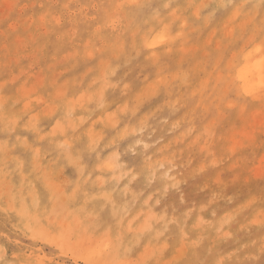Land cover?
I'll return each mask as SVG.
<instances>
[{
    "label": "rangeland",
    "instance_id": "rangeland-1",
    "mask_svg": "<svg viewBox=\"0 0 264 264\" xmlns=\"http://www.w3.org/2000/svg\"><path fill=\"white\" fill-rule=\"evenodd\" d=\"M141 1L143 0H138V2L137 0H0V109L4 110V113L0 112V179L9 182L5 184L11 185L12 192H15L14 197L16 200L24 196L27 204L32 209L31 215L38 216V226L35 228L38 231L35 232L33 227L30 228L27 225L25 218L20 216L16 211L6 209L7 195L0 198V264H4V262H8L5 264H31L30 261L37 259L40 255L52 258L54 264H92L83 255H76L73 251L61 247L59 242L56 243L55 240L47 239L45 235L42 236L40 234L39 231L43 228L55 234L54 237L61 236V231L63 232L62 228L58 227V222L54 223L48 217L52 203L51 200L49 201V192L43 183L44 177L43 175V178L40 177L41 173H46L47 177L45 179H49L51 183L59 185L61 190L65 189L68 195L72 193L74 188L78 187L76 197L74 198L76 202L73 205L74 199L70 200V208L73 209L74 216L80 217V225L74 229L78 230L76 233L72 231L73 233L70 235V237L72 236L71 239H79L84 235H91L95 238L96 235L102 234L107 227L112 230L113 234H117L119 230H122V245L124 249L121 255H125L129 259L127 260L129 262L126 264H264V80L261 82L254 80L251 83L255 86L254 90L246 91L244 89L245 92L240 80L236 76L237 67H241L247 61H251L249 64H252L261 60L264 56V37H262L264 35V22H262L264 21V8L261 11V8L264 7V0H219V3L218 0L217 2L216 0H210V2L209 0ZM203 2L210 7L205 4L204 8H202ZM256 10H258L257 13ZM226 13L229 14L225 16ZM144 14L149 15V17ZM48 16H52V18H47ZM50 23H53L52 25L54 26L50 25ZM152 23L156 25L153 27ZM165 24L168 26L167 32L165 31L166 29L164 30L166 28ZM69 26L70 28H68ZM94 30L96 31L95 33H93ZM84 32L88 33V35L86 36ZM153 32L156 37H151ZM157 32L160 33L158 34ZM165 32L171 33L166 34ZM229 32L231 33L230 36ZM160 34H165L167 38L163 42L154 45L153 42L159 38ZM36 35L38 38H36ZM122 35L124 36L122 37ZM107 37L110 39L108 40ZM121 37L124 40L120 39ZM146 38L147 40H145ZM173 38L176 39L172 41ZM217 38L218 40H215ZM79 42L81 43L79 44ZM112 42L113 44H111ZM201 42L203 43L200 44ZM204 46L207 49L201 48ZM117 47L120 48L116 52ZM155 49H158L157 51L160 54ZM72 51L76 53L72 54ZM112 51H114L113 54ZM262 51L263 54H261ZM257 56L258 59H256ZM193 57L195 60H192ZM144 58L146 59L144 60ZM172 61H174L173 64ZM225 61L227 64L225 63L224 65ZM100 63L101 66L108 65L109 68L107 66V69L106 67H102L101 69ZM228 63L232 65L229 66ZM233 65L236 66L233 67ZM49 71L50 73H48ZM46 72L47 74H45ZM137 72L139 73L137 74ZM40 73L44 74L41 75ZM229 73L232 74L230 77L232 83L229 82L230 84L227 81L229 78L226 77ZM36 74L41 75V77L38 76L37 78ZM159 74H163L164 79L161 75L158 76ZM45 76L46 83H44ZM193 76L196 77L193 78ZM216 76H218L217 81ZM219 76L221 77L219 78ZM98 77L99 79H97ZM64 79L65 86L62 85V80ZM102 80L104 83L106 80L105 87L102 86L104 84ZM14 81L17 82L15 83ZM254 82L259 87L253 84ZM98 83H100L102 88H100ZM58 84L64 87H60L62 91L60 88H57ZM68 85L70 86L68 87ZM146 85L153 86L152 91L150 87L146 89V93L150 95L143 93ZM225 85H228V87L226 86V88ZM235 85H239L237 91L234 88ZM38 88L40 89L38 90ZM91 88L92 90H90ZM97 88L101 93L97 92ZM24 89L30 90H28L29 92L26 90L28 92L26 93ZM94 89L97 90L93 93ZM139 89H144V91ZM55 90L57 91V95ZM19 91L23 92L19 93ZM60 91L62 93L59 95ZM50 92H53L55 95L53 96ZM88 92H92L91 94L93 95L89 96ZM43 93H45V96H43ZM240 93H244V95L242 94V96ZM127 94L129 95L127 96ZM136 94L140 98H137ZM84 95L89 101L85 99ZM131 95L137 97L132 98ZM250 95L252 97H249ZM61 97L66 100V103ZM215 97H219V99ZM68 98L74 102V107L70 109L72 112L67 107ZM50 99L52 102L53 100L55 102L52 103ZM252 100L256 102H252ZM31 103H34L33 106H36L33 107ZM48 104H50V107ZM87 105L89 108H87ZM241 105L242 109H239ZM87 109H90L91 112ZM44 110L47 112H44ZM83 110L84 112L82 113L81 111ZM36 113L40 116L36 115ZM70 113L72 114L69 115ZM62 115L64 116L62 117ZM72 115L75 118H72L73 124L71 126H69V123H65L66 120L61 119V117H73ZM113 115L115 118H112ZM231 115L233 118L229 117ZM109 120L110 123H108ZM31 121H38V123L36 122L37 124L31 127ZM83 121L84 123H82ZM64 124L68 125V127H64ZM98 124L105 128H102ZM14 126H17L16 129ZM58 126H61L60 129H57ZM53 128L57 130H52ZM162 129L165 130L163 131ZM92 130H94L93 135L90 133ZM68 132L73 135H70ZM232 132H235V134H232ZM222 133L223 135H221ZM53 135H57L55 139ZM91 135L92 137L95 135L98 141L96 143L98 145L92 150H90V143L95 138H92ZM215 136L216 138H214ZM219 136L222 137L219 138ZM23 137H26L25 141ZM112 139L116 142L113 143ZM223 140L226 142H222ZM82 141H85V143ZM65 148H69L66 150L68 154L70 152L69 155L73 154L70 150L76 152L72 156L74 159H80L86 176L79 177L77 168L73 162H70ZM35 149H39L41 153L39 163L42 165L38 169H35L34 166L32 168ZM87 149L89 152H86ZM63 150L64 152H62ZM111 152L119 154L122 172H117L115 175L112 173L101 174L99 167L103 163L102 161L106 159V155L108 157ZM205 152L207 153L206 156ZM202 155L205 156V159H203ZM98 159L101 160L99 161ZM193 159L197 160L196 163ZM124 167L127 170L123 171ZM152 167L155 168V175L150 179L149 177L153 171ZM131 170H133L134 174H132ZM29 171L30 173H28ZM192 171H195V173ZM210 172L214 175H211ZM191 173L192 175H189ZM101 175L106 179L107 189L110 192L111 190L113 191L115 200L129 203V212L124 215V219L122 220L125 221H123L121 227L118 219L111 215L108 206H101L102 208H100L102 202L100 198L95 196L99 193V189L95 186L97 185L98 177ZM118 175H120L119 178H117ZM220 175H223L224 178ZM214 176L216 179H214ZM217 176L221 179H217ZM132 178L133 181H131ZM232 178L233 180L230 182L228 179ZM258 178L261 180H258ZM215 182H217L216 185ZM200 184L202 185L201 187ZM208 184L209 186H207ZM174 187H178L179 191ZM216 187L217 190L215 189ZM191 188L193 189L191 190ZM212 189L215 191H212ZM183 191L184 193H181ZM187 191L188 193H186ZM192 191L195 192L192 194ZM258 191L262 192L259 194ZM90 193L93 194L90 195ZM162 193L165 197L163 200ZM206 193H209V195ZM32 194L38 196L39 206L33 205V202L31 203L33 201L31 198ZM237 194H240V197ZM129 195H134L135 198H131ZM85 196L88 197L89 201L84 206L83 197ZM185 196L187 197L185 198ZM224 196L226 197L224 198ZM188 197L194 200H189ZM230 198L231 200L229 201ZM165 201L168 203L167 205H165ZM206 203L207 205L209 204L207 207H205ZM84 207L87 211L83 210ZM147 207L153 208V212L157 216L155 220L157 224L155 223L154 228L139 234L135 233L134 229L127 231L128 221L132 219V222L135 221L134 224H138L143 217L139 218L138 216L143 214ZM35 208L37 210L33 211ZM81 208L83 209L81 210ZM214 210L215 213L213 212ZM137 211L140 214H135ZM180 215L181 217H179ZM2 216L3 218H1ZM178 217L183 218L178 219ZM90 218L93 221H90ZM131 221L130 223H132ZM201 223V226L204 225L203 227L200 226ZM197 226L200 231L197 229ZM39 228L42 229L40 230ZM188 233L190 236L187 235ZM171 235L178 240L176 238L173 239ZM15 238L17 240L14 241ZM216 241L220 244L219 246H217ZM125 242L127 245H132H128L127 247L126 244L124 245ZM212 246H215L214 248L218 247L217 250ZM227 247L228 249H226ZM144 248H147L146 251H144ZM148 248L151 249L150 251H153L149 252ZM205 249L207 250L205 251ZM181 250L184 252H181ZM180 252L182 255H180ZM163 254L164 257L162 256ZM175 254L178 255L175 256ZM139 258L141 259L139 260ZM168 258L169 260L167 261Z\"/></svg>",
    "mask_w": 264,
    "mask_h": 264
},
{
    "label": "bare ground",
    "instance_id": "bare-ground-1",
    "mask_svg": "<svg viewBox=\"0 0 264 264\" xmlns=\"http://www.w3.org/2000/svg\"><path fill=\"white\" fill-rule=\"evenodd\" d=\"M135 1V0H134ZM140 1V0H139ZM146 1V0H145ZM169 1V0H168ZM181 1V0H180ZM197 1V0H196ZM224 1V0H223ZM228 1V0H227ZM137 2H138V0H137ZM141 2H144V0L143 1H141ZM161 2H162V0H161ZM195 2V1H194ZM201 2V1H200ZM209 2H210V0H209ZM212 2V1H211ZM216 2H217V0H216ZM251 2V1H250ZM158 3V2H157ZM178 3V2H177ZM218 3H219V0H218ZM226 3V2H225ZM252 3V2H251ZM128 4V3H127ZM160 4V3H159ZM162 4V3H161ZM185 4H186V2H185ZM206 4V3H205ZM205 4H204V2H203V7L202 8H204V6H205ZM213 4H214V1H213ZM213 4H212V6H213ZM227 4V3H226ZM140 5V4H139ZM142 5V4H141ZM180 5V4H179ZM183 5V4H182ZM207 5V4H206ZM217 5V4H216ZM224 5V4H223ZM252 5V4H251ZM113 6V5H112ZM198 6H199V4H198ZM207 6H209V5H207ZM219 6V5H218ZM182 7V6H181ZM200 7V6H199ZM210 7V6H209ZM223 7V6H222ZM221 7V8H222ZM182 8H184V7H182ZM191 8V7H190ZM201 8V9H202ZM264 7H262L261 8V11H262V9H263ZM108 9V8H107ZM192 9V8H191ZM199 9V8H198ZM230 9H231V7H230ZM35 10V9H34ZM260 10V9H259ZM107 11V10H106ZM178 11H179V9H178ZM182 11V10H181ZM184 11V10H183ZM186 12H187V10H185ZM200 11V10H199ZM228 11V10H227ZM257 11L258 10H256V13H257ZM109 12V11H108ZM147 12V11H146ZM229 12V11H228ZM37 13H39V12H37ZM128 13V12H127ZM160 13V12H159ZM158 13V14H159ZM181 13V12H180ZM190 13V12H189ZM178 14H179V12H178ZM198 14H199V12H198ZM227 14H229V13H226V15L225 16H227ZM144 15H147V14H144ZM160 15H162V14H160ZM185 15V14H184ZM32 16V15H31ZM108 16V15H107ZM135 16V15H134ZM148 17H149V15H147ZM203 16V15H202ZM206 16V15H205ZM256 16H258V15H256ZM33 17V16H32ZM128 17V16H127ZM136 17V16H135ZM145 17V16H144ZM143 17V18H144ZM147 17V18H148ZM188 17V16H187ZM194 17V16H193ZM8 18V17H7ZM31 18V17H30ZM34 18H35V16H34ZM47 18H52V16L51 17H47ZM101 18V17H100ZM175 18V17H174ZM256 18V17H255ZM132 19H134V18H132ZM131 19V20H132ZM192 19V18H191ZM203 19V18H202ZM226 19V18H225ZM257 19V18H256ZM34 20V19H33ZM90 20V19H89ZM100 20V19H99ZM99 20H97V21H99ZM143 20V19H142ZM149 21H150V19H148ZM154 20V19H153ZM163 20V19H162ZM176 20V19H175ZM49 21V20H48ZM159 21V20H158ZM158 21H156V22H158ZM161 21V20H160ZM7 22V21H6ZM34 22H35V20H34ZM147 21H145V23H146ZM155 22V23H156ZM165 22H166V20H165ZM225 22V21H224ZM262 22H264V21H262ZM38 23V22H37ZM49 23V22H48ZM97 23V22H96ZM100 23V22H99ZM255 24H257L256 22H254ZM53 24V23H52ZM51 23H50V25H52ZM102 24V23H101ZM143 24H144V22H143ZM147 24H148V22H147ZM149 24H151V23H149ZM153 24V23H152ZM160 24H161V22H160ZM259 24V23H258ZM32 25H34V24H32ZM154 25H156V24H153V27H154ZM163 25V24H162ZM167 24H165L164 26H166ZM174 25H176V24H174ZM178 25V24H177ZM222 25V24H221ZM35 26V25H34ZM52 26H54V25H52ZM62 26H64V25H62ZM84 26V25H83ZM219 26V25H218ZM253 26H255L254 24H253ZM49 27V26H48ZM97 27V26H96ZM167 27L168 26H166V28H164V30L167 32ZM173 27V26H172ZM68 28H70V26L68 27ZM88 28V27H87ZM100 28V27H99ZM136 28V27H135ZM156 28V27H155ZM161 28V27H160ZM176 28V27H175ZM31 29H32V27H31ZM60 29V28H59ZM61 29H63L62 27H61ZM91 29V28H90ZM102 29V28H101ZM152 29V28H151ZM154 29V28H153ZM224 29V28H223ZM69 30V29H68ZM221 30H222V28H221ZM255 30V29H254ZM263 30V29H262ZM85 31V30H84ZM99 31H100V29H99ZM156 31V30H155ZM154 31V32H155ZM157 31H160V30H157ZM162 31V30H161ZM160 31V32H161ZM90 32H91V30H90ZM96 31L94 30V32L93 33H95ZM107 32V31H106ZM105 32V33H106ZM110 32V31H109ZM115 32V31H114ZM154 32H153V35L151 36V37H156V35L154 36ZM159 32V33H160ZM162 32H164V31H162ZM165 32V33H166ZM172 32V31H171ZM170 32V33H171ZM218 32V31H217ZM22 33H24V32H22ZM85 33V32H84ZM112 33V32H111ZM158 33V32H157ZM158 33V34H159ZM170 33H166V34H170ZM227 33V32H226ZM230 33V32H229ZM21 34V33H20ZM33 34H35V33H33ZM86 34V33H85ZM92 34V33H91ZM97 34H98V32H97ZM109 34V33H108ZM158 34H157V36H158ZM173 34V33H172ZM215 34H217V33H215ZM219 35H220V33H218ZM32 35V34H31ZM84 35V34H83ZM88 35V33L86 34V36ZM95 35V34H94ZM112 35V34H111ZM110 35V36H111ZM224 35V34H223ZM231 35V33L229 34V36ZM56 36H57V34H56ZM109 36V35H108ZM124 35H122V37H123ZM149 36V35H148ZM203 36V35H202ZM221 36V35H220ZM261 36V35H260ZM33 37V36H32ZM101 37V36H100ZM120 38V39H123V38ZM172 37V36H171ZM262 37H264V35L262 36ZM36 38H38L37 37V35H36ZM63 38V37H62ZM88 38V37H87ZM167 38V36L165 35V34H160V36H159V38L156 40V41H154L153 43H154V45L156 44V43H161V42H163L165 39ZM9 39H10V37H9ZM107 39L109 40L110 38H108L107 37ZM133 39V38H132ZM155 39V38H154ZM174 39H176V38H173V40L172 41H174ZM206 39V38H205ZM223 39V38H222ZM230 39V38H229ZM33 40V39H32ZM84 40V39H83ZM108 40H107V42H108ZM124 40V39H123ZM131 40V39H130ZM139 40V39H138ZM145 40H147V38L145 39ZM178 40V39H177ZM176 40V41H177ZM215 40H218V38L217 39H215ZM220 40V39H219ZM224 40V39H223ZM12 41V40H11ZM23 41V40H22ZM24 41H25V39H24ZM28 41V40H27ZM26 41V42H27ZM87 41H88V39H87ZM135 41V40H134ZM140 41H141V39H140ZM143 41H144V39H143ZM14 42V41H13ZM33 42V41H32ZM57 43H58V41H56ZM107 42H106V44H107ZM149 42V41H148ZM204 42V41H203ZM203 42H201L200 44H202ZM220 42H221V40H220ZM223 42V41H222ZM11 43V42H10ZM9 43V45H11ZM16 43V42H15ZM67 43V42H66ZM65 43V44H66ZM81 42H79V44H80ZM120 43V42H119ZM128 43H130V42H128ZM139 43V42H138ZM172 43V42H171ZM217 43V42H216ZM26 44V43H25ZM83 44V43H82ZM111 44H113V42L111 43ZM121 44V43H120ZM122 44H124V43H122ZM197 44V43H196ZM199 44V43H198ZM213 44V43H212ZM219 44V43H218ZM8 45V46H9ZM23 45H24V43H23ZM116 45H118V44H116ZM134 45H136V44H134ZM162 45V44H161ZM171 45V44H170ZM176 45V44H175ZM175 45H172V46H175ZM203 45H205V44H203ZM202 45V46H203ZM210 45V44H209ZM214 45V44H213ZM223 45V44H222ZM227 45V44H226ZM103 46H104V44H103ZM163 46V45H162ZM161 46V47H162ZM168 46V45H167ZM9 47H11V46H9ZM68 47V46H67ZM78 47V46H77ZM136 47V46H135ZM135 47H134V49H135ZM207 47V46H206ZM21 48V47H20ZM112 48V47H111ZM118 48H120V47H117L116 48V52H117V49ZM159 48V47H158ZM163 48V47H162ZM172 48V47H171ZM170 48V49H171ZM201 48H204V49H207V48H205V46L204 47H201ZM214 48V47H213ZM16 49V48H15ZM19 49V48H18ZM46 49V48H45ZM79 49V48H78ZM81 49H83V48H81ZM175 49V48H174ZM222 49V48H221ZM68 50V49H67ZM76 50V49H75ZM84 50V49H83ZM82 50V52L84 53V51ZM122 50V49H121ZM120 50V51H121ZM136 50V49H135ZM156 50V49H155ZM158 50V49H157ZM156 50V51H157ZM163 50V49H162ZM214 50V49H213ZM233 50V49H232ZM259 50V49H258ZM22 51H23V49H22ZM48 51V50H47ZM118 51H119V49H118ZM149 51V50H148ZM160 51V50H159ZM165 51V50H164ZM172 51V50H171ZM203 51V50H202ZM207 51V50H206ZM223 51V50H222ZM105 52V51H104ZM108 52V51H107ZM106 52V53H107ZM110 52H111V50H110ZM135 52V51H134ZM158 52V51H157ZM161 52V51H160ZM170 52V51H169ZM208 52V51H207ZM253 52H254V50H253ZM9 53V52H8ZM46 53V52H45ZM76 52H74V51H72V54H75ZM114 53V51H112V54ZM148 53V52H147ZM159 53V52H158ZM177 53H179V52H177ZM208 53H210V52H208ZM217 53V52H216ZM233 53H235V52H233ZM250 53V52H249ZM255 53V52H254ZM111 54V55H112ZM131 54V53H130ZM145 54H146V52H145ZM145 54L143 53V55L145 56ZM160 54V53H159ZM172 54V53H171ZM181 54V53H180ZM179 54V55H180ZM199 54V53H198ZM223 54V53H222ZM229 54V53H228ZM243 54H245V53H243ZM253 54V53H252ZM261 54H263V51H262V53ZM260 54V55H261ZM70 55V54H69ZM69 55H67V56H69ZM79 55H80V52H79ZM84 55V54H83ZM94 55V54H93ZM107 55H108V53H107ZM116 55V54H115ZM132 55V54H131ZM130 55V56H131ZM170 55V54H169ZM175 55V54H174ZM178 55V54H177ZM214 55V54H213ZM217 55V54H216ZM219 55H220V53H219ZM231 55V54H230ZM234 55V54H233ZM132 56H134V55H132ZM168 56V55H167ZM199 56V55H198ZM243 58H244V56H246V54L243 56V55H241ZM80 57H82V56H80ZM91 57V56H90ZM116 57H117V55H116ZM126 57V56H125ZM165 57V56H164ZM168 57H170V56H168ZM175 57V56H174ZM261 57V56H260ZM143 58V57H142ZM157 58V57H156ZM218 58V57H217ZM221 58V57H220ZM248 58V57H247ZM247 58H245V59H247ZM146 58H144V60H145ZM158 59V58H157ZM176 60H177V58H175ZM225 59V58H224ZM232 59V58H231ZM255 59V58H254ZM256 59H258V56H257V58ZM99 60H101V59H99ZM98 60V61H99ZM107 60V59H106ZM148 60H149V58H148ZM174 60V59H173ZM192 60H195V58L193 57V59ZM228 60V59H227ZM235 60V59H234ZM240 60H241V58H240ZM244 60V59H243ZM252 60V59H251ZM102 61V60H101ZM100 61V62H101ZM104 61V60H103ZM109 61V60H108ZM152 61V60H151ZM175 61V60H174ZM174 61H172V64H173V62ZM71 62V61H70ZM104 62H106V61H104ZM155 62V61H154ZM234 62V61H233ZM240 62V61H239ZM248 62V63H247ZM247 62H245L244 64L243 63H241V64H243L241 67H237V77H238V79L240 80V82H241V86H242V88H243V90L245 89L246 91H251V90H254V85H252L251 83L254 81V80H258V82H261V81H263L264 80V74H263V67H264V56H263V58L261 59V60H258V61H256V62H254V63H252V64H249L251 61H247ZM120 63V62H119ZM192 63V62H191ZM225 63L227 64V62L225 61L224 62V65H225ZM232 63V62H231ZM247 63V64H246ZM98 64H99V62H98ZM106 65H107V63H105ZM233 64V63H232ZM232 64H230V63H228V65L230 66V65H232ZM102 65H103V63H102ZM222 65V64H221ZM220 65V66H221ZM108 66V65H107ZM107 66H105V65H103V66H101V63H100V67H101V69H102V67L104 68V67H106V69H107ZM236 66V65H235ZM234 65H233V67H235ZM66 67H68V66H66ZM116 67V66H115ZM222 67V66H221ZM108 68H109V66H108ZM162 68H163V66H162ZM42 69V68H41ZM40 69V70H41ZM66 70H67V68H65ZM88 69V68H87ZM100 69V70H101ZM110 69H112V68H110ZM30 70V69H29ZM71 70V69H70ZM99 70V69H98ZM159 70V69H158ZM234 70V69H233ZM232 70V71H233ZM104 71V70H103ZM106 72H107V70H105ZM111 71V70H110ZM112 71L114 72V70L112 69ZM111 71V72H112ZM218 72H219V70H218ZM218 72H217V74H218ZM231 72V71H230ZM235 72V71H234ZM234 72H233V74H234ZM48 73H50V71L48 72ZM65 73V72H64ZM100 73V72H99ZM139 72H137V74H138ZM172 73V72H171ZM41 74V73H40ZM44 74V73H43ZM43 74H41V75H43ZM45 74H47V72L45 73ZM97 74V73H96ZM133 74V73H132ZM131 74V75H132ZM136 74V75H137ZM41 75H38V74H36V77L38 78V76H40L41 77ZM73 75V74H72ZM95 75V74H94ZM94 75H93V77H94ZM104 75V74H103ZM109 75V74H108ZM146 75V74H145ZM161 74H159L158 76H160ZM176 75V74H175ZM197 75V74H196ZM220 75H221V72H220ZM231 73H229V75H226V77H228L229 79L227 80L228 81V84H230V83H232V81H231V79H230V77H231ZM22 76V75H21ZM96 76H98V75H96ZM99 76H101V75H99ZM162 76V78L164 79V77H163V74L161 75ZM189 76V75H188ZM56 77V76H55ZM70 77H72V76H70ZM82 77V76H81ZM138 77V76H137ZM196 77V76H195ZM194 76H193V78H195ZM218 76H216V81L218 80V78H217ZM221 76H219V78H220ZM43 78V77H42ZM73 78V77H72ZM71 78V79H72ZM204 78H206V77H204ZM17 79V78H16ZM41 79V78H40ZM48 79V78H47ZM71 79H69V80H71ZM74 79V78H73ZM72 79V80H73ZM80 79H82V78H80ZM93 79V78H92ZM94 79H95V77H94ZM93 79V80H94ZM97 79H99V77L97 78ZM155 79V78H154ZM161 79V78H160ZM163 79H161V80H163ZM21 80V79H20ZM36 80H39V79H36ZM42 80V79H41ZM43 80H44V78H43ZM88 80V79H87ZM147 80V79H146ZM45 81V82H44ZM43 82L44 83H46V76H45V80H44ZM63 81V82H62ZM62 81H60V82H62L63 84V86H65V79L64 80H62ZM81 81V80H80ZM226 81V82H227ZM233 81H234V79H233ZM15 83L17 82V81H14ZM51 82V81H50ZM74 82V81H73ZM88 82V81H87ZM89 82H90V79H89ZM89 82H88V84H89ZM98 82V81H97ZM102 82L104 83V81L102 80ZM109 82V81H108ZM107 82V83H108ZM156 82V81H155ZM206 82V81H205ZM230 82V83H229ZM39 83V82H38ZM43 83V84H44ZM57 83V82H56ZM59 83V82H58ZM68 83V82H67ZM94 83H96V81H94ZM105 83H106V80H105ZM105 83L104 84H102V86H104L105 87ZM152 83H154V82H152ZM204 83V82H203ZM256 82H254L253 84H255ZM12 84V83H11ZM35 84V83H34ZM59 84H61V83H59ZM58 84V86H57V88H64V87H62V86H60ZM99 85H100V83H98ZM206 84V83H205ZM215 84V83H214ZM257 84V83H256ZM255 84V85H256ZM26 85V84H25ZM44 85H47V84H44ZM93 85V84H92ZM92 85H91V87H92ZM150 85V84H149ZM152 85V84H151ZM154 85V84H153ZM261 85V84H260ZM70 85H68V87H69ZM73 86V85H72ZM102 86L100 85V88H102ZM140 86V85H139ZM215 86H216V84H215ZM228 87V85H225V87ZM256 86H258V85H256ZM67 87V88H68ZM83 87V86H82ZM124 87H126V86H124ZM146 88H144L145 89V91H144V89L143 90H141V89H139V90H141V91H144L143 93H146V89H147V87H150V86H148V85H146L145 86ZM152 87L153 86H151L150 88H151V91H152ZM154 87H155V85H154ZM182 87V86H181ZM205 87H206V85H205ZM226 87V88H227ZM259 87V86H258ZM43 88V87H42ZM51 88V87H50ZM61 88H60V90H61ZM86 88V87H85ZM98 88H99V86H98ZM97 88V89H98ZM99 88V89H100ZM137 88H140V87H137ZM222 88H224V87H222ZM234 88H235V90L237 91L238 90V88H239V85L237 86V85H235L234 86ZM241 88V87H240ZM9 89H10V87H9ZM31 89V88H30ZM30 89H28V90H30ZM40 88H38V90H39ZM45 89V88H44ZM87 89V88H86ZM97 89H94L93 90V93H94V91L95 90H97ZM99 89H98V93H101V91L99 92ZM114 89V88H113ZM213 89V88H212ZM25 90V89H24ZM27 90V89H26ZM26 90H25V92H26ZM27 90V91H28ZM37 90V91H38ZM50 90V89H49ZM54 90V89H53ZM68 90V89H67ZM66 90V91H67ZM90 90H92V88L90 89ZM89 90V91H90ZM149 90V89H148ZM154 90H155V88H154ZM182 90V89H181ZM211 90V89H210ZM244 90V91H245ZM62 91V90H61ZM59 92L58 94L60 95V93H62V92ZM69 91V90H68ZM138 91V90H137ZM245 91V92H246ZM1 92V91H0ZM10 92V91H9ZM13 92V91H12ZM21 91H19V93H20ZM23 92V91H22ZM21 92V93H22ZM29 92V91H28ZM28 92H26V93H28ZM57 91L55 90V93H56ZM85 92V91H84ZM86 92H87V90H86ZM148 92V91H147ZM244 92V93H245ZM14 93V92H13ZM39 93H40V91H39ZM51 93V92H50ZM76 93V92H75ZM90 93V94H89ZM92 92H88V95L89 96H91V95H93V94H91ZM97 93V94H98ZM149 93V92H148ZM244 93H242L243 95H244ZM249 93V92H248ZM9 94V93H8ZM31 94V93H30ZM33 94V93H32ZM45 93H43V96H45L44 95ZM53 96L55 95V94H53V92L51 93ZM50 94V95H51ZM64 94V93H63ZM86 94V93H85ZM130 94V93H129ZM129 94H127V96L129 95ZM154 95H156L155 93H153ZM241 94V93H240ZM241 94V95H242ZM251 94V93H250ZM1 95V94H0ZM56 95H57V93H56ZM137 95V94H136ZM146 95H150V94H147L146 93ZM146 95H145V97H146ZM153 95V96H154ZM198 95H200V94H198ZM216 95V94H215ZM233 95V94H232ZM238 95V94H237ZM242 95V96H243ZM16 96V95H15ZM15 96H14V98H15ZM37 96H39V95H37ZM89 96H87V97H89ZM98 96H99V94H98ZM98 96H97V98H98ZM132 96V98L134 97L133 95H131ZM138 96V95H137ZM137 96H135L134 98H136ZM247 96V95H246ZM245 96V97H246ZM257 96V95H256ZM255 96V97H256ZM50 97V96H49ZM64 97V96H63ZM84 97H85V99L87 100V98H86V96L84 95ZM93 97V96H92ZM144 97V98H145ZM249 97H252L251 95L249 96ZM255 97H253V98H255ZM52 98V97H51ZM62 98V97H61ZM101 98H103V97H101ZM111 98V97H110ZM130 98V97H129ZM129 98H127V99H129ZM137 98H140V96H138ZM215 98H218L219 99V97H215ZM257 98V97H256ZM262 98V97H261ZM8 99V98H7ZM63 99V98H62ZM90 99H92L91 97H90ZM99 99V98H98ZM112 99H113V97H112ZM142 100H144L143 98H141ZM184 99V98H183ZM63 100H65V99H63ZM67 100H69L68 101V103H67V107H68V109H69V111H70V109H72L73 107H74V102L72 101V100H70L69 98L67 99ZM102 100V99H101ZM104 100H105V98H104ZM111 100V99H110ZM109 100V101H110ZM116 100V99H115ZM124 100V99H123ZM136 100V99H135ZM248 100H249V98H248ZM49 101V100H48ZM50 101H51V99H50ZM87 101H89V99L87 100ZM213 101V100H212ZM255 100H252V102H254ZM52 102V101H51ZM50 102V103H51ZM53 102H55L54 100H53ZM52 102V103H53ZM58 102V101H57ZM60 102V101H59ZM102 102V101H101ZM106 102V101H105ZM126 102H127V100H126ZM224 102V101H223ZM222 102V103H223ZM231 102V101H230ZM250 102V101H249ZM256 102V101H255ZM7 103V102H6ZM65 103H66V100H65ZM99 103V102H98ZM103 104H105L104 102H102ZM109 103V102H108ZM107 103V104H108ZM144 103V102H143ZM180 103H181V101H180ZM32 104V106H33V104L34 103H31ZM86 104V103H85ZM84 104V105H85ZM97 104V103H96ZM250 104H252L251 102H250ZM256 104V103H255ZM1 105V104H0ZM49 105V107H50V104H48ZM47 105V106H48ZM51 105H53V104H51ZM57 105V104H56ZM243 105V104H242ZM242 105H241V107H239V109H242ZM253 105V104H252ZM251 105V106H252ZM5 106V105H4ZM12 106V105H11ZM34 106H36V105H34ZM33 106V107H34ZM46 106V107H47ZM54 106V105H53ZM65 106H66V104H65ZM82 106H83V104H82ZM103 106V105H102ZM105 106H106V104H105ZM113 106V105H112ZM231 106V105H230ZM48 107V109H49V111H50V108ZM85 107V106H84ZM97 107V106H96ZM99 107V106H98ZM119 107V106H118ZM134 107H136V106H134ZM154 107V106H153ZM152 107V108H153ZM217 107V106H216ZM235 107V106H234ZM244 107V106H243ZM249 108H250V106H248ZM65 108V107H64ZM87 108H89L88 107V105H87ZM95 108V107H94ZM138 108V107H137ZM141 108V107H140ZM151 108V109H152ZM236 108V107H235ZM248 108V109H249ZM47 108H46V110H48ZM66 109V108H65ZM83 109V108H82ZM101 109H102V107H101ZM247 109V110H248ZM250 109H252V108H250ZM256 109H257V107H256ZM17 110V109H16ZM46 110H44V112H47ZM54 110V109H53ZM88 111H90V109H87ZM121 110V109H120ZM137 110V109H136ZM244 110H245V107H244ZM68 111V110H67ZM69 111H68V113H69ZM87 111V112H88ZM93 111V110H92ZM97 111V110H96ZM96 111H94V112H96ZM117 111V110H116ZM157 111V110H156ZM233 111V110H232ZM241 111V110H240ZM0 112L1 113H4V110L1 108L0 109ZM38 112V111H37ZM42 113H44L43 111H41ZM70 112H72V111H70ZM82 113L84 112V110L83 111H81ZM91 112V111H90ZM236 112V111H235ZM243 112V111H242ZM39 113H40V111H39ZM78 113V112H77ZM93 113V112H92ZM96 113H99V112H96ZM241 113V112H240ZM244 113V112H243ZM38 113H36V115H37ZM72 113H70L69 115H71ZM66 115H67V112H66ZM88 115H90V114H88ZM92 115V114H91ZM33 116V115H32ZM32 116H30V117H32ZM38 116H40L39 114H38ZM61 116V115H60ZM59 116V117H60ZM64 115H62V117H63ZM73 116V115H72ZM87 116V115H86ZM114 116V115H113ZM112 116V118H115V116L113 117ZM25 117V116H24ZM37 117V116H36ZM48 117V116H47ZM58 117V118H59ZM61 117V119H64V120H66V122L65 123H69V126H71L72 124H73V119L75 118L74 116L73 117H66V118H62ZM94 117V116H93ZM111 117V116H110ZM109 117V118H110ZM183 117V116H182ZM229 117H232L233 118V116L231 115V116H229ZM35 118V117H34ZM34 118H33V120H34ZM44 118H46V117H44ZM73 118V119H72ZM88 118V117H87ZM111 118V119H112ZM243 118V117H242ZM30 119V118H29ZM35 119H37V118H35ZM85 119H86V117H85ZM110 119V120H111ZM228 119V118H227ZM48 120V119H47ZM91 120V119H90ZM110 120H109V122L108 123H110ZM116 120V119H115ZM135 120V119H134ZM145 120V119H144ZM236 120V119H235ZM49 121V120H48ZM57 121V120H56ZM62 121V120H61ZM76 121V120H75ZM166 121V120H165ZM170 121V120H169ZM233 121V120H232ZM237 121H239V120H237ZM37 123H38V121H36ZM35 121H31L30 123H31V127H32V125H36L37 123H36ZM92 122V121H91ZM167 122V121H166ZM231 122V121H230ZM4 123V122H3ZM82 123H84V121L82 122ZM87 123V122H86ZM141 123V122H140ZM168 123V122H167ZM174 123V122H173ZM233 123V122H232ZM28 124V123H27ZM57 124V123H56ZM112 124V123H111ZM169 124V123H168ZM167 124V125H168ZM24 125H25V123H24ZM98 125H100V124H98ZM150 125V124H149ZM164 125H166V124H164ZM6 126H8V125H6ZM30 126V125H29ZM55 126H57V125H55ZM65 126H67L68 127V125H65L64 124V127ZM79 126V125H78ZM84 126V125H83ZM88 126V125H87ZM101 126V125H100ZM130 126V125H129ZM199 126H200V124H199ZM17 127V126H16ZM16 127L14 126V128L16 129ZM60 127L61 126H58L57 127V129H60ZM102 127V126H101ZM100 127V128H101ZM104 127V126H103ZM102 127V128H103ZM223 127V126H222ZM7 128H9V127H7ZM74 128H75V126H74ZM84 128V127H83ZM93 128V127H92ZM105 128V127H104ZM127 128V127H126ZM136 128V127H135ZM234 128V127H233ZM255 128H257V127H255ZM10 129V128H9ZM12 129H13V126H12ZM57 130L56 128H53L52 130ZM80 129V128H79ZM79 129H77V131H79ZM90 129V128H89ZM236 129V128H235ZM98 130H100V129H98ZM163 130V129H162ZM165 130V129H164ZM163 130V131H164ZM67 131H68V129H67ZM90 131V130H89ZM255 131V130H254ZM253 131V132H254ZM54 132V131H53ZM94 132V130H92V132H90L91 134ZM98 132V131H97ZM96 132V133H97ZM221 132H223V131H221ZM65 133H66V130H65ZM69 133V132H68ZM81 133V132H80ZM90 133H88V134H90ZM113 133H114V131H113ZM226 133V132H225ZM252 133V132H251ZM56 134V133H55ZM54 134V135H55ZM67 134V133H66ZM70 135L72 134V133H69ZM77 134H79V133H77ZM94 134V133H93ZM92 134V135H93ZM97 134H99V133H97ZM97 134H95V135H97ZM110 134V133H109ZM127 134H128V132H127ZM232 134H235V132L233 133L232 132ZM255 134H257V133H255ZM254 134V135H255ZM53 135V136H54ZM57 135H58V133H57ZM56 135V136H57ZM73 135V134H72ZM92 135H91V137H92ZM95 135H94V137H92V138H95ZM112 135V134H111ZM221 135H223V133L221 134ZM228 135V134H227ZM51 136V135H50ZM56 136H54V139L56 138ZM75 136H76V133H75ZM118 136V135H117ZM233 136V135H232ZM236 136H237V134H236ZM245 136V135H244ZM256 136V135H255ZM255 136H254V139H255ZM46 137V136H45ZM58 137H60V136H58ZM97 137V136H96ZM107 137V136H106ZM105 137V138H106ZM116 137V136H115ZM220 137H222V136H219V138ZM24 138V137H23ZM22 138V139H23ZM26 138V137H25ZM23 139L24 141L26 140V139ZM52 138V137H51ZM67 138H68V135H67ZM99 138V137H98ZM108 138V137H107ZM106 138V139H107ZM214 138H216V136L214 137ZM21 139V140H22ZM53 139V138H52ZM52 139H51V141H52ZM105 139V140H106ZM113 139H115L114 137H113ZM113 139H112V141H113ZM167 139V138H166ZM45 140V139H44ZM82 140V139H81ZM84 140V139H83ZM103 140V139H102ZM110 140V139H109ZM221 140V139H220ZM241 140V139H240ZM47 141V140H46ZM49 141H50V138H49ZM56 141V140H55ZM71 141H73V140H71ZM104 141V140H103ZM107 141V140H106ZM139 141V140H138ZM230 141V140H229ZM254 141V140H253ZM45 142V141H44ZM54 142V141H53ZM80 142V141H79ZM82 142H84L85 143V141H82ZM98 141H97V139L95 138V139H92V143H90L91 145V147H90V150H92L93 148L95 149V146L96 145H98V144H96ZM102 142V141H101ZM114 142H116L115 140L113 141V143ZM210 142V141H209ZM222 142H226V141H222ZM22 143V142H21ZM104 143V142H103ZM219 143V142H218ZM7 144V143H6ZM55 144V143H54ZM83 144V143H82ZM101 144V143H100ZM110 144V143H109ZM221 144H223V143H221ZM228 144V143H227ZM23 145H25V144H23ZM27 145V144H26ZM25 145V146H26ZM45 145V144H44ZM65 145V144H64ZM102 145V144H101ZM176 145V144H175ZM254 146H255V144H253ZM161 146V145H160ZM221 146H223V145H221ZM230 146V145H229ZM1 147V146H0ZM12 147H14V146H12ZM67 147V146H66ZM100 147V146H99ZM104 147V146H103ZM106 147V146H105ZM128 147H130V146H128ZM208 147V146H207ZM258 147V146H257ZM72 148H74V147H72ZM78 148V147H77ZM83 148H85L84 146H83ZM64 149V148H63ZM69 148H65V151L66 150H68ZM76 149V148H75ZM220 149V148H219ZM261 149V148H260ZM259 149V150H260ZM183 150V149H182ZM71 151V153H76V152H72V150H70ZM73 151H76V150H73ZM89 152V150L87 149L86 150V152ZM115 151V150H114ZM118 151V150H117ZM116 151V152H117ZM213 151V150H212ZM59 152V151H58ZM62 152H64V150L62 151ZM97 152V151H96ZM180 152H181V150H180ZM242 152V151H241ZM32 153H33V151H32ZM66 153H67V155L69 156V160H70V162H73V164H74V166H76V168H77V171H78V175H79V177L80 176H82L83 177V175H85L84 173H85V169H84V167L81 165V161H80V159L78 160V159H74V157L72 156L73 154H71V155H69L70 154V152H69V154H68V152L66 151ZM109 153H110V151H109ZM113 152H111V154H109V156L107 157V155H106V159L105 158H103V159H105L104 161H102L103 163L101 164V166L99 167V170H100V172H101V174H103V173H112V174H116L117 172H122V167H121V165L122 164H120V159H119V154L117 153H113ZM183 153V152H182ZM206 153V152H205ZM204 153V154H205ZM253 153V152H252ZM256 153V152H255ZM59 154V153H58ZM81 154V153H80ZM99 154V153H98ZM185 154V153H184ZM200 154H202V153H200ZM258 154H260V153H258ZM45 155V154H44ZM78 155V154H77ZM76 155V156H77ZM207 155V153L205 154V156ZM228 155V154H227ZM251 155V154H250ZM58 157H59V155H57ZM80 156V155H79ZM83 156V155H82ZM150 156V155H149ZM203 156V155H202ZM205 156H203V159H205ZM259 156V155H258ZM11 157V156H10ZM57 157V158H58ZM98 157V156H97ZM163 157V156H162ZM77 158V157H76ZM80 158V157H79ZM223 158H225L224 156H223ZM257 158H259V157H257ZM33 159H34V163H33V165H32V168H34L35 167V169H38V168H40L41 167V165L42 164H40L39 162H40V159H41V153H40V151H39V149H35L34 150V153H33ZM63 159V158H62ZM239 159V158H238ZM260 159V158H259ZM99 160V159H98ZM101 160V159H100ZM99 160V161H100ZM194 160V159H193ZM241 160V159H240ZM239 160V161H240ZM258 160V159H257ZM188 161V160H187ZM195 161V160H194ZM197 161V160H196ZM196 161H195V163H196ZM203 161V160H202ZM205 161V160H204ZM243 161V160H242ZM62 162H63V160H62ZM66 162V161H65ZM95 163H96V161H95ZM94 163V164H95ZM158 163V162H157ZM179 163V162H178ZM183 163V162H182ZM198 163V162H197ZM200 163H201V161H200ZM246 163V162H245ZM251 163V162H250ZM35 164V165H34ZM67 164V163H66ZM88 164V163H87ZM93 164V165H94ZM207 164V163H206ZM241 164H244V163H241ZM241 164H240V167H241ZM86 165V164H85ZM181 165H183V164H181ZM195 165V164H194ZM198 165V164H197ZM203 165H205V164H203ZM34 166V167H33ZM237 166V165H236ZM244 166V165H243ZM247 166V165H246ZM249 166V165H248ZM43 167H45L44 165H43ZM200 167V166H199ZM245 167V166H244ZM97 168V167H96ZM223 168V167H222ZM221 168V169H222ZM247 168V167H246ZM2 169V168H1ZM68 169V168H67ZM89 169V168H88ZM125 169L127 170V168L126 167H124L123 168V171H125ZM153 171H152V174L150 175V179H152L153 178V176L155 175V168L154 167H152L151 168ZM227 169V168H226ZM229 169V168H228ZM233 169V168H232ZM240 169V168H239ZM91 170H92V167H91ZM236 170V169H235ZM235 170H233V171H235ZM248 170V169H247ZM31 171H32V169H31ZM49 171V170H48ZM132 171V174H134L133 173V170H131ZM211 172H212V170H210ZM222 171H223V169H222ZM240 171V170H239ZM245 171V170H244ZM39 172V171H38ZM42 172V171H41ZM63 172V171H62ZM193 173H195V171H192ZM210 172V174L212 175L213 173H211ZM219 172H220V170H219ZM225 172V171H224ZM238 172V171H237ZM8 173V172H7ZM28 173H30V171L28 172ZM88 173H90L89 171H88ZM124 173H127V172H124ZM206 173V172H205ZM216 173V172H215ZM218 173V172H217ZM223 173V172H222ZM221 173V174H222ZM257 173H258V171H257ZM49 174V173H48ZM87 174V173H86ZM197 174H199V173H197ZM234 174V173H233ZM235 174H238V173H235ZM259 174V173H258ZM264 174V173H263ZM27 175V174H26ZM39 175H40V173H39ZM42 175H43V177H44V181H43V183H44V186L46 187V189L48 190V192H49V196H50V199H49V201L51 200V203H52V206L50 207L51 209H50V211H49V218L50 219H52V221L54 222V223H56V222H58V227H61L62 228V230H63V232L61 231V236H57V237H54V235L55 234H52L49 230H47L46 228H39L41 231H39L40 232V234L43 236V235H45L46 236V238L47 239H52V240H55L56 241V243L57 242H59V244H60V246L61 247H63V248H65L66 250H71V251H73L76 255H83L84 256V258H86L89 262H91L92 264H126V263H128L127 262V260H129V259H127L126 258V256L125 255H121V253L123 252V249H124V246L122 245V241H123V231L122 230H119L118 232H117V234H113V232H112V230L111 229H108V227H107V229L102 233V234H100V235H96V237L95 238H93L91 235H84V236H82V237H80L79 239H75V240H73V239H71V237H70V235L73 233V232H77L78 230H74L76 227H79V225H80V217L79 216H77V215H73V213H74V211H73V209H71L70 207H71V202H70V200H72V199H74L75 197H76V192H77V188L78 187H76V188H74L73 189V191H72V193H70V195H68V193H67V191L64 189V190H61L60 189V186L59 185H55V184H53V183H51L50 181H49V179L47 180V179H45L46 177H47V174L46 173H41V178H43L42 177ZM77 175V174H76ZM76 175H74V176H76ZM122 175V174H121ZM189 175H192V173L191 174H189ZM210 175V176H211ZM214 175V174H213ZM229 175V174H228ZM259 175H261V173L259 174ZM28 176V175H27ZM86 176V175H85ZM187 176V175H186ZM185 176V177H186ZM196 176V175H195ZM194 176V177H195ZM215 176H216V174H215ZM215 176H214V179H216L215 178ZM220 176H223V175H220ZM234 176V175H233ZM24 177V176H23ZM78 177V178H79ZM120 177V175H118L117 176V178H119ZM180 177H181V175H180ZM206 177V176H205ZM245 177V176H244ZM244 177H243V180H244ZM252 177V176H251ZM193 178V177H192ZM223 178H224V176H223ZM227 178H228V176H227ZM236 178V177H235ZM246 178V177H245ZM25 179V178H24ZM84 179V178H83ZM87 179V178H86ZM183 179H185V178H183ZM182 179V180H183ZM217 179H221V178H219L218 176H217ZM237 179V178H236ZM253 179H255V178H253ZM73 180H75V179H73ZM82 180V179H81ZM85 180V179H84ZM187 180H189V179H187ZM193 180V179H192ZM205 180V179H204ZM212 180V179H211ZM230 182H231V180H233V178L232 179H228ZM257 180V179H256ZM255 180V181H256ZM258 180H261V179H259L258 178ZM21 183H22V181H23V179H22V181L21 180H19ZM29 181H30V179H29ZM28 181V182H29ZM31 181H33L32 179H31ZM76 181H78V180H76ZM95 181H96V179H95ZM120 181H121V179H120ZM131 181H133V178H132V180ZM180 181H181V178H180ZM202 181V180H201ZM213 181V180H212ZM217 181V180H216ZM246 181V180H245ZM8 182V181H7ZM7 182H5L4 180H1L0 179V198H3V197H6V195H7V197H6V203H7V205H6V209L8 210H12V211H16L20 216H22L23 218H25V220H26V222H27V225H29V227L30 228H36L37 226H38V216L37 215H31L32 214V209H31V207L27 204V201H26V198L23 196H21V197H19V200H16L15 199V197H14V193L15 192H12V189H11V185L10 184H5V183H7ZM197 182V181H196ZM218 182V181H217ZM217 182H215V185H216V183ZM256 182H258V181H256ZM260 182V181H259ZM9 183V182H8ZM97 183V185L95 186V187H97L99 190V193L97 194V195H95L96 197H98V198H100V200H101V202H102V204L100 205V208H102V207H105V206H108L109 207V209H110V212H111V215L112 216H114L116 219H118V222H119V225H120V227L122 226V223H123V221H125V220H122V219H124V215L125 214H127V212H129V203H126L125 201H123V202H121L120 200L118 201H116L115 200V198H114V194H113V191L111 190V192H110V190H108L107 189V186H106V179H104L103 178V176L101 175L100 177H98V181L96 182ZM175 183V182H174ZM185 183V182H184ZM188 183V182H187ZM189 183H191V182H189ZM202 184H203V182H201ZM205 183V182H204ZM207 183H208V180H207ZM219 183V182H218ZM227 183V182H226ZM261 183V182H260ZM170 184V183H169ZM222 184H223V182H222ZM33 185V184H32ZM127 185V184H126ZM130 185V184H129ZM182 185V184H181ZM198 185H199V183H198ZM255 185V184H254ZM20 186V185H19ZM117 186V185H116ZM125 186V185H124ZM174 186V185H173ZM184 186V185H183ZM182 186V187H183ZM186 186H188V185H186ZM185 186V187H186ZM202 185L200 184V187H201ZM207 186H209V184L207 185ZM213 186V185H212ZM13 187V186H12ZM29 187V186H28ZM31 187V186H30ZM38 187V186H37ZM44 187V188H45ZM127 187V186H126ZM171 187V186H170ZM190 187H191V184H190ZM195 187V186H194ZM197 187V186H196ZM199 187V186H198ZM246 187V186H245ZM32 188V187H31ZM80 188H84V187H80ZM174 188H176V187H174ZM202 188H204V187H202ZM223 188H225V187H223ZM33 189V188H32ZM37 189V188H36ZM141 189V188H140ZM144 189H145V187H144ZM171 189V188H170ZM169 189V190H170ZM176 189H178V187L176 188ZM193 188H191V190H192ZM195 189V188H194ZM208 189H209V187H208ZM216 190H217V187L215 188ZM222 189V188H221ZM254 189V188H253ZM71 190V189H70ZM184 190V189H183ZM200 190V189H199ZM211 190V189H210ZM32 191V190H31ZM35 191V190H34ZM133 191V190H132ZM131 191V192H132ZM143 191V190H142ZM146 191V190H145ZM163 191V190H162ZM178 191H179V189H178ZM189 191V190H188ZM188 191L186 192V193H188ZM196 191V190H195ZM195 191H192V194H193V192H195ZM212 191H215V190H213L212 189ZM211 191V192H212ZM252 191V190H251ZM27 192H28V190H27ZM155 192V191H154ZM167 192H168V188H167ZM201 192V191H200ZM259 192V191H258ZM262 192V191H261ZM261 192H259V194L261 193ZM32 193V192H31ZM151 193H153V192H151ZM181 193H184V191L183 192H181ZM185 193V194H186ZM217 193V192H216ZM219 193H220V191H219ZM5 194V195H4ZM91 194H93V193H90V195ZM126 194V193H125ZM136 194V193H135ZM154 194V193H153ZM157 194V193H156ZM163 194V193H162ZM162 194H161V196H162ZM169 194V193H168ZM207 194V193H206ZM241 194H243V193H241ZM85 195V194H84ZM83 195V196H84ZM127 195V194H126ZM204 195V194H203ZM207 195H209V193L207 194ZM212 195V194H211ZM210 195V196H211ZM222 195V194H221ZM224 195V194H223ZM228 195V194H227ZM238 195V197H240L239 195L240 194H237ZM245 195V194H244ZM244 195H242V196H244ZM254 195V194H253ZM262 195V194H261ZM89 196V195H88ZM130 196V195H129ZM128 196V197H129ZM170 196H172V195H170ZM179 196H180V194H179ZM182 196H183V194H182ZM229 196V195H228ZM254 196H256V195H254ZM131 198H133L134 197V195H131L130 196ZM159 197V196H158ZM187 196H185V198H186ZM195 197V196H194ZM221 197V196H220ZM226 196H224V198H225ZM251 197H253L252 195H251ZM257 197V196H256ZM31 198H32V200L33 201H31V203L33 202V205L34 204H36V206H39V203H38V196L37 195H35V194H32V196H31ZM119 198V197H118ZM127 198V197H126ZM135 198V197H134ZM137 198V197H136ZM160 198V197H159ZM165 197H164V194H163V198H162V200L164 199ZM189 198V197H188ZM187 198V199H188ZM196 198V197H195ZM213 198H214V196H213ZM229 198V197H228ZM234 198H235V196H234ZM254 198V197H253ZM262 198V197H261ZM119 199H121V198H119ZM125 199V198H124ZM156 199H157V196H156ZM177 199V198H176ZM182 199V198H181ZM215 199V198H214ZM242 199V198H241ZM240 199V200H241ZM255 199V198H254ZM259 199H260V197H259ZM263 199V198H262ZM100 200H99V202H100ZM125 200H127V199H125ZM170 200V199H169ZM189 200H194V199H190L189 198ZM201 200V199H200ZM209 200H210V198H209ZM219 200V199H218ZM226 200V199H225ZM228 200V199H227ZM231 200V198L229 199V201ZM264 200V199H263ZM88 201H89V199H88V197L87 196H85V197H83V205L85 206V205H87L88 204ZM160 201V200H159ZM213 201V200H212ZM216 201V200H215ZM261 201V200H260ZM3 202H4V200H3ZM75 202H76V199H74L73 200V205L75 204ZM179 202V201H178ZM177 202V203H178ZM180 202H182V201H180ZM187 202H188V200H187ZM190 202V201H189ZM197 202V201H196ZM202 202H203V199H202ZM222 202V201H221ZM133 203V202H132ZM172 203H173V201H172ZM172 203H170V204H172ZM186 203V202H185ZM184 203V204H185ZM211 203V202H210ZM227 203V202H226ZM95 204V203H94ZM168 203L165 201V205H167ZM195 204V203H194ZM258 204V203H257ZM264 204V203H263ZM178 205V204H177ZM192 205H193V203H192ZM205 205V204H204ZM209 205V204H208ZM207 205V203H206V206L205 207H207L208 206ZM220 205V204H219ZM4 206V205H3ZM97 206V205H96ZM95 206V207H96ZM102 206V207H101ZM82 207V206H81ZM168 207V206H167ZM177 207V206H176ZM197 207V206H196ZM245 207V206H244ZM2 208V207H1ZM172 208V207H171ZM209 208V207H208ZM217 208V207H216ZM83 208H81V210H82ZM173 209V208H172ZM175 209V208H174ZM194 209V208H193ZM192 209V210H193ZM196 209V208H195ZM37 210V208H35V210H33V211H36ZM60 210V211H59ZM83 210H85V207H84V209ZM93 210V209H92ZM98 210V209H97ZM97 210H95V211H97ZM153 208H151V207H147V209L143 212V214H140L139 213V211H137V212H135V214H140L138 217L139 218H141L142 216V219H141V221L137 224V223H135V224H137V225H135L134 224V222H132L131 220L132 219H130L129 221H128V225H127V231H132L133 229H134V231H135V233H144V232H146V231H148V230H152L153 228H154V225H155V223L157 224V222L155 221L156 219H157V216L155 215V213L153 212ZM163 210H165L164 208H163ZM244 210V209H243ZM247 210V209H246ZM85 211H87V209L85 210ZM233 212H234V210H232ZM231 211V212H232ZM6 212V211H5ZM89 212V211H88ZM166 212H167V209H166ZM191 212V211H190ZM197 212V211H196ZM203 212H204V210H203ZM210 212H211V209H210ZM214 213H215V210L213 211ZM230 212V211H229ZM237 212V211H236ZM235 212V213H236ZM1 213V212H0ZM82 213H84V212H82ZM90 213H92V212H90ZM97 213V212H96ZM175 213V212H174ZM3 214H5V213H3ZM98 214V213H97ZM107 214V213H106ZM166 214V213H165ZM164 214V215H165ZM172 214H173V212H172ZM171 214V215H172ZM188 214V213H187ZM201 214V213H200ZM231 214H233V213H231ZM108 215V214H107ZM9 216V215H8ZM11 216V215H10ZM111 216V217H112ZM128 216V215H127ZM166 216V215H165ZM184 216V215H183ZM188 216H189V214H188ZM202 216V215H201ZM207 216V215H206ZM205 216V217H206ZM235 216V215H234ZM179 217H181V215L179 216ZM178 217V219H182V218H179ZM231 217H233V216H231ZM1 218H3V216L1 217ZM10 218V217H9ZM59 218V219H58ZM93 218V217H92ZM92 218H90L91 220L90 221H93L92 220ZM176 218H177V215H176ZM190 218V217H189ZM229 218V217H228ZM73 219V220H72ZM94 219V218H93ZM174 219H175V217H174ZM174 219H172V220H174ZM115 220V219H114ZM113 220V221H114ZM135 220H136V218H135ZM165 220V219H164ZM175 220H177V219H175ZM187 220V219H186ZM197 220V219H196ZM206 220V219H205ZM236 220V219H235ZM1 221V220H0ZM19 221V220H18ZM23 221V220H22ZM22 221H21V224H22ZM95 221V220H94ZM107 221V220H106ZM117 221V220H116ZM130 221L132 222V223H130ZM181 221V220H180ZM203 221H204V219H203ZM213 221V220H212ZM215 221V220H214ZM231 221V220H230ZM11 222V221H10ZM24 222V221H23ZM165 223H166V220L164 221ZM177 222V221H176ZM200 222V221H199ZM12 223H13V221H12ZM92 223V222H91ZM159 223V222H158ZM189 223H190V221H189ZM209 223H211V222H209ZM236 223V222H235ZM5 224V223H4ZM11 224V223H10ZM177 224H179V223H177ZM188 224V223H187ZM212 224V223H211ZM237 224V223H236ZM106 226H107V224H105ZM114 225V224H113ZM118 225V224H117ZM182 225V224H181ZM181 225H180V227H181ZM186 225V224H185ZM202 225V223L200 224V226ZM205 225H206V223H205ZM207 225H210V224H207ZM229 225V224H228ZM13 226V225H12ZM44 226V225H43ZM105 226V227H106ZM157 226V225H156ZM168 226V225H167ZM178 226V225H177ZM204 226V225H203ZM203 226H201V227H203ZM214 226V225H213ZM212 226V227H213ZM248 226V225H247ZM254 226H258V225H254ZM262 226V225H261ZM14 227V226H13ZM110 227V226H109ZM162 227V226H161ZM186 227V226H185ZM200 227V228H201ZM208 227H210V226H208ZM227 227H229V226H227ZM10 228V227H9ZM29 228V229H30ZM100 228V227H99ZM98 228V229H99ZM102 228H103V226H102ZM101 228V230H103ZM118 228V227H117ZM168 228V227H167ZM179 228V227H178ZM187 228V227H186ZM233 228V227H232ZM241 228V227H240ZM13 229V228H12ZM16 229V228H15ZM98 229H97V231H98ZM120 229V228H119ZM188 229V228H187ZM197 229H199L198 228V226H197ZM202 229H204V228H202ZM208 229H211V228H208ZM207 229V230H208ZM213 229V228H212ZM229 229H230V227H229ZM243 229V228H242ZM177 230H179V229H177ZM244 230V229H243ZM249 230V229H248ZM251 230V229H250ZM19 231H20V229H19ZM36 231H38V230H36L35 229V232ZM73 231V232H72ZM199 231H200V229H199ZM204 231V230H203ZM228 231V230H227ZM230 231V230H229ZM245 231V230H244ZM256 231V230H255ZM0 232H1V230H0ZM13 232H15L14 230H13ZM94 232V231H93ZM184 232V231H183ZM188 232H191V231H188ZM205 232V231H204ZM209 232H211V231H209ZM231 232V231H230ZM249 232V231H248ZM3 233V232H2ZM26 233V232H25ZM62 233H64V234H62ZM85 233V232H84ZM163 233H164V230H163ZM186 233V232H185ZM207 233H208V231H207ZM212 233V232H211ZM6 234V233H5ZM150 234H152V233H150ZM252 234V233H251ZM130 235V234H129ZM134 235V234H133ZM135 235H137V234H135ZM187 235H189L190 236V234L188 233ZM245 235V234H244ZM7 236V235H6ZM20 236H21V234H20ZM132 236V235H131ZM168 236V235H167ZM172 236V235H171ZM211 236V235H210ZM235 236V235H234ZM249 236V235H248ZM2 237V236H1ZM8 237V236H7ZM22 237V236H21ZM23 237H24V235H23ZM128 237V236H127ZM142 237V236H141ZM169 237V236H168ZM205 237V236H204ZM228 237V236H227ZM20 238V237H19ZM143 238V237H142ZM157 238V237H156ZM172 238H173V236H172ZM174 238H176V237H174ZM173 238V239H174ZM199 238V237H198ZM205 238H207V237H205ZM219 238V237H218ZM224 238H226V237H224ZM237 238V237H236ZM244 238V237H243ZM4 239V238H3ZM130 239V238H129ZM128 239V240H129ZM155 239V238H154ZM177 239V238H176ZM220 239V238H219ZM219 239H218V241H219ZM238 239V238H237ZM240 239V238H239ZM7 240V239H6ZM15 240H17L16 238L14 239V241ZM135 240V239H134ZM178 240V239H177ZM208 240H209V237H208ZM232 240V239H231ZM236 240V239H235ZM32 241V240H31ZM133 241V240H132ZM170 241V240H169ZM234 241V240H233ZM21 242V241H20ZM32 242H34V241H32ZM65 242V243H64ZM209 242V241H208ZM215 242V241H214ZM12 243H13V241H12ZM17 243V242H16ZM22 243V242H21ZM36 243V242H35ZM130 243H133V242H130ZM147 243V242H146ZM149 243V242H148ZM167 243H170V242H167ZM210 243V242H209ZM216 243H217V241H216ZM221 243H222V240H221ZM28 244V243H27ZM29 244H31L30 242H29ZM126 244V242L124 243V245ZM155 244V243H154ZM34 245V244H33ZM32 245V246H33ZM127 245V244H126ZM128 245H132V244H128ZM128 245H127V247H128ZM136 245V244H135ZM220 244H218L217 243V246H219ZM3 246V245H2ZM31 246V245H30ZM52 246V245H51ZM1 247V246H0ZM183 247V246H182ZM181 247V248H182ZM213 247V246H212ZM215 247V246H214ZM213 247V248H214ZM233 247V246H232ZM28 248V247H27ZM31 248V247H30ZM154 248V247H153ZM152 248V249H153ZM209 248H211V246H209ZM218 248V247H217ZM217 248H214V249H216L217 250ZM1 249V248H0ZM134 249V248H133ZM146 249L147 248H144V251H146ZM149 249V252H152V251H150L151 249L150 248H148ZM183 249H184V247H183ZM187 249V248H186ZM212 249V248H211ZM221 249V248H220ZM220 249H218V250H220ZM226 249H228V247L226 248ZM6 250V249H5ZM8 250V249H7ZM26 250V249H25ZM39 250V249H38ZM207 249H205V251H206ZM209 250V249H208ZM9 251V250H8ZM54 251H56V250H54ZM149 252H148V254H149ZM181 252H184V251H182L181 250ZM180 252V253H181ZM5 253V252H4ZM134 253H136V252H134ZM154 253H155V250H154ZM206 253V252H205ZM147 254V253H146ZM179 254V253H178ZM178 254H175V256H177ZM1 255V254H0ZM5 255V254H4ZM180 255H182V253L180 254ZM192 255V254H191ZM216 255V254H215ZM5 256H7V255H5ZM4 256V257H5ZM23 256V255H22ZM144 256V255H143ZM163 257H164V254L162 255ZM174 256V257H175ZM205 256H206V254H205ZM161 257V256H160ZM180 257V256H179ZM176 258V257H175ZM191 258V257H190ZM55 259V258H54ZM141 258H139V260H140ZM169 260V258L167 259V261ZM131 261V260H130ZM145 262V261H144ZM207 262V261H206ZM5 263H8V262H4V264ZM30 263L31 264H54L53 262H52V258H48L46 255H40L39 257H37V259H35V260H33V261H30ZM24 264H28V263H24Z\"/></svg>",
    "mask_w": 264,
    "mask_h": 264
}]
</instances>
